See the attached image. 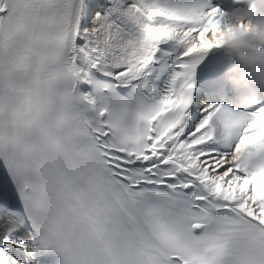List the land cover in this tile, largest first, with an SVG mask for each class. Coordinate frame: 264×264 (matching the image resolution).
<instances>
[{
    "label": "snow or ice",
    "instance_id": "1",
    "mask_svg": "<svg viewBox=\"0 0 264 264\" xmlns=\"http://www.w3.org/2000/svg\"><path fill=\"white\" fill-rule=\"evenodd\" d=\"M229 7L0 0V264H264V96L224 83Z\"/></svg>",
    "mask_w": 264,
    "mask_h": 264
},
{
    "label": "clouds",
    "instance_id": "2",
    "mask_svg": "<svg viewBox=\"0 0 264 264\" xmlns=\"http://www.w3.org/2000/svg\"><path fill=\"white\" fill-rule=\"evenodd\" d=\"M227 20L224 83L239 106L251 107L264 96V0H232Z\"/></svg>",
    "mask_w": 264,
    "mask_h": 264
}]
</instances>
